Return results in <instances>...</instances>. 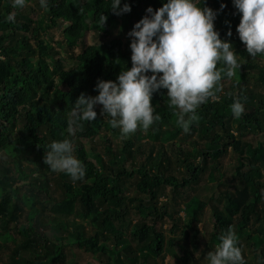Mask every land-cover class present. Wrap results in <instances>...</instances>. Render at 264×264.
I'll return each instance as SVG.
<instances>
[{"label": "trees", "instance_id": "16d2710c", "mask_svg": "<svg viewBox=\"0 0 264 264\" xmlns=\"http://www.w3.org/2000/svg\"><path fill=\"white\" fill-rule=\"evenodd\" d=\"M27 1L42 8L39 0H25L23 8H14L12 0H0V126L9 127L10 132L17 130L14 138L0 134V150L12 154L7 161L0 157L2 263H62V245L48 232L59 230L71 238V245L97 256L98 264H157L155 259L165 255L173 264H192L194 253L200 250L198 230L192 221L182 226L180 217L160 203L159 192L168 187L173 198L180 196L208 165L220 179L219 161L230 150L237 154L235 175L241 186L233 191L217 189L208 199L196 200L197 208L190 210L192 220L198 222L203 208L209 207L213 223L202 243L203 252L215 251L219 236L230 227L239 235L243 264H251L245 259L243 245L260 248L254 259L264 260V54L248 56L236 33L240 16L233 14L236 10L231 0H203L200 6L217 10L224 4L214 28L222 40L233 45L243 82L222 73L214 86L219 100L200 105L195 119L186 114L187 133L177 123L179 110L171 105L167 90L153 93L150 103L161 119L147 130L138 126V135L158 142L159 147L151 145L146 155L135 139L114 145L106 139V131L120 132L110 126L106 113L100 114L102 106L95 107L97 116L90 122L71 123V111L81 93L97 94L94 86L98 79L114 81L120 71L131 67L130 42L126 44L122 35L145 15L148 6L155 10L162 0H121L131 10L120 15L110 10L111 0H49L47 9L42 8L48 17L45 27L61 28L63 49L68 56L72 53L67 66L58 58L59 49L41 39L42 28L31 18L33 8ZM9 13L13 20L7 19ZM101 14L106 17L103 26ZM229 28L232 34L226 36ZM115 29L118 37H113ZM89 31L107 39L88 44L85 37ZM222 66L219 61L217 67ZM237 97L244 111L233 118L230 105ZM70 127L73 155L86 170L84 178L75 182L43 163L45 146L68 138ZM257 133L263 135L258 142L247 139ZM166 137L180 140L170 143L180 177L173 173L172 159L159 142ZM95 139H104L102 154L92 153ZM183 141L190 146L186 148ZM131 179L137 180L135 192L129 196L124 183ZM51 181L60 190L61 199L53 198ZM130 212L140 217L132 222L126 218ZM23 213L29 225L17 228L14 223ZM74 218L86 220L88 230ZM165 218L170 221L168 237L157 226ZM5 248L9 253L3 256Z\"/></svg>", "mask_w": 264, "mask_h": 264}, {"label": "clouds", "instance_id": "9594fccd", "mask_svg": "<svg viewBox=\"0 0 264 264\" xmlns=\"http://www.w3.org/2000/svg\"><path fill=\"white\" fill-rule=\"evenodd\" d=\"M48 2L39 0L44 9ZM202 3L203 0H162L155 10L148 6L146 15L127 33L131 67L120 71L114 81L98 79L95 96L81 93L72 103L71 123L93 121L97 116L95 106L101 105L100 114L106 113L110 126L119 128L121 139H126L138 126L147 130L161 119L150 101L153 93L166 89L171 105L179 110L177 123L185 133L189 132L186 114L195 119L200 105L218 101L215 94L218 88L214 86L222 73L230 78L233 70L240 67L233 45L222 40L214 28L216 15L224 4L212 10L201 7ZM231 3L236 10L233 14L240 16L236 33L248 56L264 54V0H231ZM12 5L23 8L25 0H12ZM110 10L120 15L131 9L127 2L111 0ZM7 19L13 20V14L9 13ZM105 21L101 14L99 23L103 26ZM231 34L229 28L225 35ZM219 61H223L222 67H217ZM230 108L233 118H239L244 111L238 97ZM45 148L43 163L51 170L66 173L73 182L84 178L85 166L73 155L71 140H52ZM206 258L208 264H243L237 235L230 227L219 236L218 246L207 252Z\"/></svg>", "mask_w": 264, "mask_h": 264}, {"label": "rangeland", "instance_id": "374dc122", "mask_svg": "<svg viewBox=\"0 0 264 264\" xmlns=\"http://www.w3.org/2000/svg\"><path fill=\"white\" fill-rule=\"evenodd\" d=\"M84 1V0H83ZM27 4L31 5L33 8V12L31 14V18L40 25L42 30L40 31L41 39L45 40L46 43L52 47H56L60 51L59 59L64 63V65H68L69 62H71V58L69 56L72 55V53L67 55L65 53L63 46L64 43L61 41L62 36H61V28L60 27H50L46 28L45 26L48 24V17L44 10L42 8H39V4L33 2V1H27ZM146 15V13H145ZM130 30L126 31L122 35V39L124 42L127 44V42H130V38L128 37L127 33ZM113 37H118L119 32L118 29L113 30ZM107 39V37H104L101 33H96L94 31H89L86 33L85 41L88 44H101ZM77 50H75L76 53ZM260 54H257V56ZM231 80L234 81H240V83L243 82V78L239 75L238 68L233 70V75L230 77ZM96 108L101 107V105H96ZM235 126V124H233ZM141 129L138 127L137 130L128 135L127 138H132L135 139V144L138 146V143L140 145V149L144 152V155L148 153L149 147L151 145H155L157 148L159 147V143H153L150 141H147L145 137L140 138L138 133ZM15 131H17L15 129ZM10 132L9 127L2 125L0 126V134L3 135L5 138H7V134L11 135L10 138H14L16 136V132ZM69 140L72 139V131L69 132ZM191 137V136H190ZM188 138L189 141L192 138ZM263 135L261 133L257 134H250L247 136V139L253 143L258 142L261 140ZM126 138V139H127ZM106 139L110 141V143L113 145L114 144H119L121 141L125 139H121L120 134H115L112 132L106 131ZM170 137H166L162 139L161 144L165 146V151L167 154L170 156L172 159V169L173 173L177 176L180 177V173H178L177 168L178 167L176 163V158L172 155V150H170V143L172 141H177L179 142V139H175ZM7 142H9V138L7 139ZM102 142L103 140L95 139L94 142V148L92 153L93 154H102ZM183 145L188 148L190 146L189 143L186 141H183ZM89 148V147H88ZM176 148V146H175ZM91 149V148H90ZM0 157L1 160H10L12 157V154H6L3 150H0ZM196 161V160H195ZM26 164V163H25ZM237 164V154L233 153L231 150L224 155L220 161H219V172H221L222 177L220 179H217L216 177V172H214L210 166L208 165L206 169L199 174L198 179L196 182L191 183L189 187H186L185 189L182 190V194L180 196H177L176 198L172 197V194H170V190L167 187L166 189L162 190L159 192V201L160 203H165L166 206L169 208L170 212L176 213L174 217H180V224L184 227L188 226L189 223L192 221V225L194 226L193 228H196L198 231L196 233L197 236V241L200 245V250L195 254V257L192 259L191 263L192 264H208V260L206 258L207 252H203V244L206 239L209 237V232L211 231L212 228V219H211V214L209 212V207L206 206L203 208L201 215H200V220L198 222L192 220V214L190 213V210L193 208H197L195 201L196 200H206L209 198V196L218 190H229L233 191L241 186L239 178L236 177L235 175V166ZM137 179H131L128 180L124 183V191L126 194L133 195L135 192L134 184ZM264 180V174L263 178ZM228 181V182H227ZM51 190L53 198L56 199H61V192L60 190L56 187L54 184V181H51ZM75 188H72V190ZM26 212V211H25ZM140 216L137 214L130 212L129 216L126 218L132 222H134L136 219H138ZM75 219V218H74ZM76 222L82 224L86 230H88V223L86 220H80L78 218L75 219ZM29 223L26 220L25 213H23L19 219L14 223V226L19 228V227H28ZM169 225L170 221L168 219L161 220L160 222L157 223V226L160 227L163 231L166 237H168L170 234L169 232ZM10 226L13 229V224H10ZM189 229V227H187ZM190 234L194 233L193 229H189ZM50 234L49 235H54L56 238L54 240L56 241L57 244L62 245L63 248V253H64V261L62 263H56V264H98V258L95 255H92L88 252H85L83 250H79L73 245L70 244L71 238L67 234H62L61 231L59 232L54 230V231H48ZM61 233L60 236H58ZM16 237L18 238L17 233L15 232ZM59 237V238H58ZM126 238L128 239L129 236L127 235ZM239 238V235L237 236V239ZM12 244L9 243L8 246H11ZM243 254L245 256L246 260L251 261V264H264V260H258L257 261L254 259V254L258 255L260 252V248L255 249V247H246L243 245ZM4 254L3 256L7 255L9 253L8 249H3ZM255 252V253H254ZM108 259L112 260V256L109 255ZM157 264H173L174 260L168 256L165 255L164 258L162 257H157L156 259ZM4 264L5 261L3 260ZM0 264L2 263V260H0Z\"/></svg>", "mask_w": 264, "mask_h": 264}]
</instances>
